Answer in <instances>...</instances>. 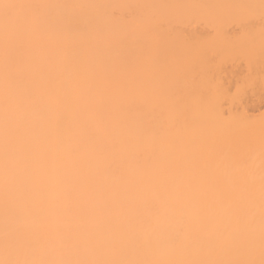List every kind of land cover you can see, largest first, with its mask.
<instances>
[{
    "label": "bare ground",
    "instance_id": "6f19581e",
    "mask_svg": "<svg viewBox=\"0 0 264 264\" xmlns=\"http://www.w3.org/2000/svg\"><path fill=\"white\" fill-rule=\"evenodd\" d=\"M0 264H264V0H0Z\"/></svg>",
    "mask_w": 264,
    "mask_h": 264
}]
</instances>
